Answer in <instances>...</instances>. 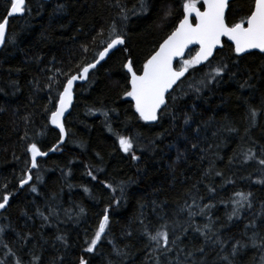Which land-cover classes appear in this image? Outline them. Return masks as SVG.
Masks as SVG:
<instances>
[{
    "label": "trees",
    "instance_id": "obj_1",
    "mask_svg": "<svg viewBox=\"0 0 264 264\" xmlns=\"http://www.w3.org/2000/svg\"><path fill=\"white\" fill-rule=\"evenodd\" d=\"M182 3L26 0L25 13L9 19L0 49V201L12 195L0 211V264H264V53L237 56L223 40L173 87L156 122L141 120L124 95L125 63L142 71L182 18ZM251 3L233 0L227 19L238 21ZM9 9L0 0V21ZM113 27L125 44L75 86L65 142L29 171L30 144L48 152L60 141L49 117L67 77L96 60ZM119 136L132 139V153L121 151ZM238 192L251 195L233 215ZM105 209L108 227L85 252ZM158 231L168 233L167 246L150 239Z\"/></svg>",
    "mask_w": 264,
    "mask_h": 264
},
{
    "label": "snow or ice",
    "instance_id": "obj_2",
    "mask_svg": "<svg viewBox=\"0 0 264 264\" xmlns=\"http://www.w3.org/2000/svg\"><path fill=\"white\" fill-rule=\"evenodd\" d=\"M9 3L10 9L7 12V16L0 21V45L5 44L7 39L8 17L17 14L22 15L26 11V0H9ZM141 7H144L143 3ZM228 7L229 0H183L182 18L179 19L174 30L167 35L163 42L159 44V47L146 59L143 63L142 71L138 74L134 70L131 60L125 63L124 67L130 74L131 79L129 80L130 89L125 91L124 95L134 101L135 111L139 114L141 120L156 122L162 109L167 107L166 94L173 88V85L190 68L208 61L213 56L214 50L218 47H223V38H227V41L231 42L237 56L248 53L253 49L264 53V0H252L247 14L238 21L230 22L227 19L226 9ZM112 31V37L103 51L98 53V59L95 63L84 65L78 75L68 76L66 83L63 84V91L58 94V100L54 104L55 110L51 112L49 119L51 124L59 128L61 142L66 134L62 118L72 103L74 82L78 79H87L89 70L95 68L100 61L104 60L111 49L125 44L124 36L116 34L115 27H113ZM190 45H198V51L190 59L182 60L178 69L175 68L174 61L183 57ZM222 71L223 68L217 67L215 74L219 76ZM255 116L256 113L253 111L252 117L255 118ZM118 141L121 151L124 153L133 152L134 143L131 138L119 136ZM52 150L54 151L55 149ZM27 151L31 153L32 168L37 167L38 156L47 155V153L40 150L36 143L30 144ZM132 159L137 160L138 157L132 154ZM261 163L264 164V160ZM88 175L92 176V173L89 172ZM92 178L95 179V176ZM30 180L31 176H26L20 180V186L23 187ZM31 190L35 192L36 188L33 187ZM11 195V193L3 195L2 201H0V209L6 207ZM250 195V193H236L239 199L234 201L236 207L233 210V215L237 214L238 208L244 206ZM108 222V211L105 209L103 218L93 238L90 241L86 240L87 247L84 249L85 252L92 253L94 251L108 227ZM197 230L199 231V229ZM58 239H62V237H58ZM150 239L157 246L161 245V243L165 246L169 244L166 231H158L155 235L150 236ZM206 239H210V237H206ZM172 243L175 244V241H172ZM213 243L222 244L219 239L213 241ZM165 250L170 251L171 249L166 247ZM198 251L203 252L204 249L201 247ZM232 251L233 255H235L236 248L233 247ZM223 259L227 260L228 258L225 256ZM80 264H87V261L81 258Z\"/></svg>",
    "mask_w": 264,
    "mask_h": 264
},
{
    "label": "water",
    "instance_id": "obj_3",
    "mask_svg": "<svg viewBox=\"0 0 264 264\" xmlns=\"http://www.w3.org/2000/svg\"><path fill=\"white\" fill-rule=\"evenodd\" d=\"M233 0H229V3L230 2H232ZM201 10H203V9H201ZM226 11H227V9H226ZM6 16H7V14H6ZM5 16V17H6ZM16 16H20L19 14H17V15H13V16H11V17H8V21H9V19L10 18H13V17H16ZM7 28H8V24H7ZM7 28H6V31H7ZM169 35V34H168ZM167 37V36H166ZM165 37V38H166ZM164 38V39H165ZM163 39V40H164ZM163 40L161 41V43L163 42ZM223 40H225L227 43H229L230 45H232L231 44V42L230 41H227V38H223ZM124 45V44H123ZM123 45H118V46H116L114 49H111L110 51H109V53H108V55L104 58V60H102V61H100V63H98L97 65H96V67L95 68H93V69H90L89 70V72L90 71H93V70H95L101 63H103L105 60H106V58L109 56V54L112 52V51H114L115 49H117V48H119V47H121V46H123ZM2 46L3 45H0V49L2 48ZM158 47H159V45H158ZM157 47V48H158ZM232 47H233V49H234V46L232 45ZM156 48V49H157ZM193 48H195L196 49V51H198V49H199V46L198 45H190L189 46V49H186V51H185V54H184V56L183 57H180V58H177L175 61H174V65H175V63L177 62V61H179V60H182L184 57H185V55H186V53L189 51V50H191V49H193ZM221 47H218L216 50H214V53H213V56H214V54H215V52L217 51V50H219ZM196 51L194 52V54H193V56L195 55V53H196ZM251 52H256V53H260V54H262L261 52H259V50H256V49H253V50H251L250 52H248V53H251ZM248 53H243V54H248ZM243 54H241V55H243ZM212 56V57H213ZM212 57H210L209 58V60L212 58ZM98 59V56H97V58H96V60ZM95 60V61H96ZM208 60V61H209ZM95 61L94 62H92V63H95ZM208 61H204V62H202L201 64H198V65H203V64H205L206 62H208ZM126 69V68H125ZM126 71H127V69H126ZM128 73V72H127ZM186 74V73H185ZM128 76H129V80L131 79V76H130V74L128 73ZM185 76V75H184ZM183 76V77H184ZM183 77H181V79L183 78ZM86 81V79L85 80H80V79H78L77 81H75L74 82V84H73V91H74V88H75V86L76 85H78V84H83L84 82ZM177 83H178V81H177ZM176 83V84H177ZM175 84V85H176ZM175 85H173V87L175 86ZM173 89V88H172ZM172 89L169 91V93L172 91ZM168 93V94H169ZM168 94H166V96L168 95ZM73 97H74V95H73ZM133 102V104H134V101H132ZM72 104H73V98H72V103H71V105L69 106V108H68V110L65 112V114H64V117L62 118V123L64 124V119H65V117L67 116V114L69 113V111H70V109H71V107H72ZM138 116H139V114H138ZM145 122V121H144ZM147 123H152V122H147ZM59 133H60V130H59V128H57L55 125H53V124H51ZM65 138H66V134H65V136H64V139H63V141L61 142V139H60V141L57 143V145L53 148V149H55L56 147H58V146H62L63 145V143L65 142ZM53 152V150L51 149L50 151H48V152H45V153H47V155L48 154H50V153H52ZM30 155H31V153H30ZM47 155H45V156H38L37 157V160L38 159H40V158H44V157H46ZM34 168H32V166H31V164H30V169H29V171H31V170H33ZM27 176H29V173H28V175ZM19 189H22V187L20 186V184H19ZM4 209V208H3ZM2 209H0V211H1Z\"/></svg>",
    "mask_w": 264,
    "mask_h": 264
},
{
    "label": "bare ground",
    "instance_id": "obj_4",
    "mask_svg": "<svg viewBox=\"0 0 264 264\" xmlns=\"http://www.w3.org/2000/svg\"><path fill=\"white\" fill-rule=\"evenodd\" d=\"M7 29H8V28H7ZM6 33H7V31H6ZM102 51H103V50H102ZM78 85H79V84H78ZM67 115H68V114H67ZM65 118H66V117H65ZM64 120H65V119H64ZM56 145H57V144H56ZM56 145H55V146H56ZM55 146H54V147H55ZM54 147H53V148H54ZM59 147H60V146L56 147L55 149H57V148H59ZM53 148H52V149H53ZM50 150H51V149H50ZM50 150H49V151H50ZM30 158H31V155H30Z\"/></svg>",
    "mask_w": 264,
    "mask_h": 264
}]
</instances>
